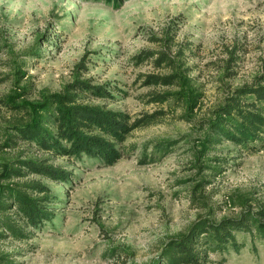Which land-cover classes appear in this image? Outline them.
Listing matches in <instances>:
<instances>
[{"label":"rangeland","instance_id":"1","mask_svg":"<svg viewBox=\"0 0 264 264\" xmlns=\"http://www.w3.org/2000/svg\"><path fill=\"white\" fill-rule=\"evenodd\" d=\"M175 16L190 69L178 85H144V73L164 69L132 55L156 47L147 35ZM83 55L84 76L124 89L95 102L161 118L133 129L112 164L54 156L72 178H42L55 194L54 215L28 238H0L11 264H147L200 217L264 206V126L249 145L205 139L225 96L264 75V0H0V144L14 115L44 119L39 102L71 79ZM152 89L168 99L148 101ZM167 139V151L142 162ZM237 238L245 242L238 251L208 248L210 264H264V238Z\"/></svg>","mask_w":264,"mask_h":264},{"label":"trees","instance_id":"2","mask_svg":"<svg viewBox=\"0 0 264 264\" xmlns=\"http://www.w3.org/2000/svg\"><path fill=\"white\" fill-rule=\"evenodd\" d=\"M177 17L163 25L159 34L147 35L156 47H144L132 55L135 64L149 61L154 67L164 69L144 73V85H178L190 69L185 46L176 38ZM85 59L83 55L75 63L69 81L58 90L44 94L39 102L44 119L36 120L28 111V116L14 115L8 121L9 132L0 147L15 151L0 154L4 159L0 173V238H28L54 215L55 194L42 178L66 182L73 175V170L53 162L54 156L87 155L103 164H112L123 155V142L133 129L161 118L162 111L133 115L95 102L94 99H114L124 89L110 81L95 82L84 76ZM145 94L148 101L168 99L167 93L154 89ZM4 104L18 110L22 107L21 103L5 101ZM263 126L264 75L261 74L257 81L236 86L225 96L207 120L205 139L211 144L227 140L249 145L260 138ZM169 144L168 139L154 141L142 162L156 160L159 158L156 154L167 151ZM238 232L264 238V206L254 212L243 209L238 215L219 219L200 217L185 232L164 241L158 255L147 264H210L208 248L238 251L245 245L237 238ZM8 255L9 252L0 253V264H11Z\"/></svg>","mask_w":264,"mask_h":264}]
</instances>
